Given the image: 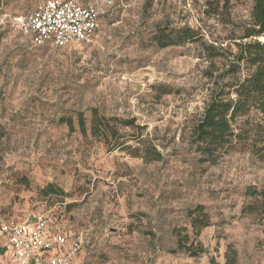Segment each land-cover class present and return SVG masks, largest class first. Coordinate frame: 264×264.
I'll return each instance as SVG.
<instances>
[{"label": "rangeland", "instance_id": "rangeland-1", "mask_svg": "<svg viewBox=\"0 0 264 264\" xmlns=\"http://www.w3.org/2000/svg\"><path fill=\"white\" fill-rule=\"evenodd\" d=\"M44 1L0 0V218L44 215L81 238L74 264H264V116L238 119L214 159L190 145L212 97L253 70L230 72L254 0H124L92 42L66 47L32 44L8 17ZM183 27L196 39L161 47ZM93 109L114 119L113 145L92 136ZM199 205L210 223L196 236ZM185 236L204 252L179 249Z\"/></svg>", "mask_w": 264, "mask_h": 264}, {"label": "trees", "instance_id": "trees-1", "mask_svg": "<svg viewBox=\"0 0 264 264\" xmlns=\"http://www.w3.org/2000/svg\"><path fill=\"white\" fill-rule=\"evenodd\" d=\"M18 15L21 14L15 16ZM109 15L111 13L107 16ZM196 36L195 30L183 27L172 34H166L163 31L162 34L158 35L157 40L161 47H167L194 40ZM262 37H264V0H254L252 23L241 36L242 42L236 44L237 51L232 54L233 61L231 62L230 72L240 71L243 64L253 68V70L235 83L228 82L225 84L224 88L216 93L207 104L202 118L193 129L190 145L194 148V151L200 153L206 159L216 158L221 149H230L234 145L235 139L241 138V134L236 133L234 127L238 119L249 115L253 109L258 110L264 116V40ZM227 88L229 90H226ZM113 120V118L100 116L99 111L93 109L90 127L92 136L101 137L107 145H113V141L118 134L116 127L111 124ZM64 121L70 127L73 126L72 119L68 118ZM78 123L81 132L86 136L88 128L84 112H79ZM121 123L132 127L135 125V119L122 120ZM126 146V143L119 145V147ZM128 147L132 149L131 146ZM157 153L158 156L153 158L154 160L159 159L161 155L159 152ZM43 191L46 194L57 193L52 184L45 187ZM189 217L196 236L210 223L209 215L202 205L197 206L195 210H191ZM188 239L189 236H185L183 239L178 240L179 249L188 251L193 257L204 252V246L201 242L194 249L192 245H187Z\"/></svg>", "mask_w": 264, "mask_h": 264}, {"label": "built area", "instance_id": "built-area-1", "mask_svg": "<svg viewBox=\"0 0 264 264\" xmlns=\"http://www.w3.org/2000/svg\"><path fill=\"white\" fill-rule=\"evenodd\" d=\"M124 0H46L34 10L8 17L13 25L30 36L37 46L52 43L66 47L72 43H90L102 19ZM0 236L6 239L9 255L0 264H74L81 248L78 238L68 244L60 229L51 230L44 215L33 214L21 221L0 218Z\"/></svg>", "mask_w": 264, "mask_h": 264}, {"label": "crops", "instance_id": "crops-1", "mask_svg": "<svg viewBox=\"0 0 264 264\" xmlns=\"http://www.w3.org/2000/svg\"><path fill=\"white\" fill-rule=\"evenodd\" d=\"M4 249V248H3ZM4 251L6 252V254H8L9 255V252L7 251V249H4ZM8 257V256H7Z\"/></svg>", "mask_w": 264, "mask_h": 264}]
</instances>
